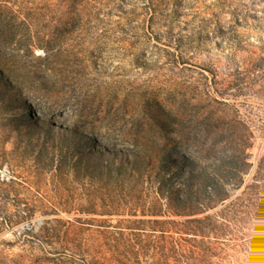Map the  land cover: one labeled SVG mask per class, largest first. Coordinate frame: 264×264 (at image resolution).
<instances>
[{
	"label": "rangeland",
	"instance_id": "rangeland-1",
	"mask_svg": "<svg viewBox=\"0 0 264 264\" xmlns=\"http://www.w3.org/2000/svg\"><path fill=\"white\" fill-rule=\"evenodd\" d=\"M127 159L155 164L134 185L141 210L104 214L128 199L106 169ZM163 167L199 192L211 175L223 199L144 215ZM56 221L88 264H126L114 245L139 249L127 264H264V0H0V250L42 257L28 233Z\"/></svg>",
	"mask_w": 264,
	"mask_h": 264
},
{
	"label": "trees",
	"instance_id": "trees-1",
	"mask_svg": "<svg viewBox=\"0 0 264 264\" xmlns=\"http://www.w3.org/2000/svg\"><path fill=\"white\" fill-rule=\"evenodd\" d=\"M240 127L242 128V131L240 132L238 139H239V146L241 147L242 152V161L243 165L245 167H250L249 163V154H247L248 150L252 148V139L253 135L248 130L246 125L244 123H239ZM162 160L165 158V154H161ZM161 158V157H160ZM161 161V160H160ZM145 167H148V170L146 172L142 171L140 167L137 165L138 162H131L130 160H125L122 163L113 162L112 164L108 165L106 169L109 170L110 177L114 178V173L116 174V177L121 178V180L118 179L119 182L128 183L129 185H132L130 190H127V196L128 199L126 203H115L111 201L108 204L102 205L100 208H102V213L107 215H115L118 214V212H121L126 209H130V212L132 213V216H137V213L139 209L141 208L140 199L143 193V190L139 191L138 187H135L134 185L139 186V182L143 178H151L154 174H149V171L151 170V166L154 169L155 164L152 162H148L147 160H144L142 162ZM157 164V163H156ZM166 165V164H165ZM161 170V171H160ZM157 174L158 177H161L160 181V188L155 193V197L153 198L152 205L148 211H143L142 213L145 215L147 212L148 215L156 216V217H163V216H169V214H174L176 216H182V217H194L198 216L204 213L207 208H209L207 202L205 199L203 200L202 196L204 194L208 196V202L209 200H222L224 196H222L221 190L219 189L217 180L210 175L206 176L203 171L199 173L198 177H202L204 180H210L212 183V186H202V190L199 192V190H195L196 186V179L197 177L194 175H190L188 179L185 181V183H179V181L176 178L175 173L172 171V175H166V168H161ZM163 172V173H162ZM245 173H243L244 175ZM93 177V175H90ZM115 181V179H114ZM140 194V195H136ZM197 197V198H196ZM167 201V207L166 210L162 209L163 205L161 202L163 200ZM196 199V200H195ZM206 202V203H205ZM94 209H88V213L91 212L89 210H96L97 211V203H93ZM141 210V209H140ZM95 211V212H96ZM207 219V218H206ZM205 219H195L193 221H186L183 224H189L192 222L195 223H203ZM137 224H143L145 222L143 221H134ZM58 225H62V222L56 221ZM156 225H159L160 231L163 235L166 233L171 232V224H175L173 221H154L153 222ZM1 226V225H0ZM70 227L66 226V224H63L60 228H41V234L37 233L36 230L33 228L29 231V236L32 240L37 241V243L44 245L46 244L49 246L52 251L50 250H42L40 251L44 252V255L42 257H36L35 256V247H31V249H28L25 251L23 255H14L7 254L5 249L0 250V264H69V262L64 261V257H69L72 259H76L78 261L83 262L84 264H88L89 262L86 260L88 257L87 251H84L82 244L74 242V238L70 237ZM143 230V229H141ZM187 229L182 228L180 229V232H185ZM132 247V246H130ZM119 245H114L112 248H109L111 252L115 254H119L120 256L124 257V260H126V264L130 262V255H135V258L139 259V256L141 252L139 249L134 253L132 251L128 255L125 253L119 252ZM97 254H100L99 252ZM52 257V258H51ZM101 259H104L105 261H116L118 264H125L122 263L119 259H116L115 256L110 258V260H107L108 258L101 257ZM100 261V260H97ZM98 263V262H97ZM100 263V262H99ZM112 263V262H111ZM138 263V262H137ZM100 264H103L100 263ZM105 264V263H104Z\"/></svg>",
	"mask_w": 264,
	"mask_h": 264
}]
</instances>
